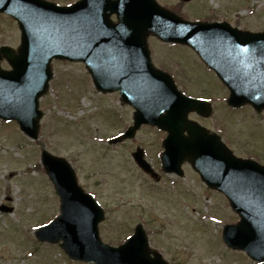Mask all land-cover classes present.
Masks as SVG:
<instances>
[{"label":"water","instance_id":"95a60500","mask_svg":"<svg viewBox=\"0 0 264 264\" xmlns=\"http://www.w3.org/2000/svg\"><path fill=\"white\" fill-rule=\"evenodd\" d=\"M0 11L11 15L21 31L17 52L0 48V59L4 56L11 66L10 71L0 69L1 119L16 121L28 138L37 139L42 117L38 100L48 90L51 60L83 62L97 89L118 90L134 107V126L124 137L142 123L165 130L163 169L181 175V163L187 161L207 186L223 192L240 218L224 227V243L264 261V166L235 158L217 136L186 119L190 111L207 116L209 109L181 96L168 77L153 69L146 43L153 34L190 46L229 88L231 106L247 103L260 111L264 33L184 21L153 0H80L67 7L43 0H0ZM112 14L117 23L110 21ZM134 158L150 172L140 151ZM41 160L61 204L59 217L36 232L39 240L61 241L71 259L94 264H167L155 252L150 256L141 227L117 248L102 244L97 231L101 210L78 187L70 165L46 151Z\"/></svg>","mask_w":264,"mask_h":264},{"label":"rangeland","instance_id":"374dc122","mask_svg":"<svg viewBox=\"0 0 264 264\" xmlns=\"http://www.w3.org/2000/svg\"><path fill=\"white\" fill-rule=\"evenodd\" d=\"M50 1L65 4L73 0ZM157 1L170 9L178 0ZM196 1L181 6L179 15L189 20L227 21L243 30H264V0ZM13 23L0 19V45L18 46L19 30ZM151 41L156 67H170L174 59H180L186 88L223 106H218L220 117L215 114L201 124L214 131L222 128L235 154L264 163V114L255 118L248 106L230 109L218 81L189 64L194 56L188 47ZM181 59H188L190 75ZM52 74L49 91L39 102L43 117L38 140L23 136L15 123L0 121V205L12 209L0 212V264H71L60 250L37 243L34 237L38 228L58 215V198L40 161L42 150L67 160L79 185L96 194L105 212L100 224L105 243H122L142 224L151 247L170 264H255L222 242L223 225L238 220L223 196L206 189L187 167L177 181L160 171L156 154L164 133L142 128L132 140L109 144L110 135L127 121L130 124L132 109L116 95L96 92L81 64L53 61ZM138 147L146 150L145 159L161 175L160 182L146 177L133 163L130 156Z\"/></svg>","mask_w":264,"mask_h":264},{"label":"flooded vegetation","instance_id":"af4514ba","mask_svg":"<svg viewBox=\"0 0 264 264\" xmlns=\"http://www.w3.org/2000/svg\"><path fill=\"white\" fill-rule=\"evenodd\" d=\"M180 59H174V61H172L171 62V66L170 67H168L167 65V67L166 68H162L163 70H165V69H169V73H170V75H171V77L175 80V82L177 83L178 81H183V79H185L184 78V68L182 67L181 68V63H180V61H179ZM182 60V59H181ZM186 65H187V72H188V74L190 75V70H189V67H190V65H194V66H196V67H198L199 69H203V70H205L206 72H208L209 74H211V72H209L208 71V69L197 59V58H195V57H193V60L191 61V63H190V61H189V64L190 65H188L187 64V62H188V59L185 61V60H182ZM215 77V76H214ZM190 78H191V76H190ZM212 78H213V74H212ZM195 79V78H194ZM183 83V82H182ZM184 84V83H183ZM219 88V87H218ZM219 90L221 91V89L219 88ZM117 96H119V94L118 93H115ZM189 118H191V119H194V120H196V121H198V122H200L201 123V121H206V120H208V119H203V118H201L200 116H198V115H196V114H190L189 115ZM127 127H128V125H127V122L126 123H124V125H123V128L121 127L120 128V130H121V132H123L124 130H126L127 129Z\"/></svg>","mask_w":264,"mask_h":264}]
</instances>
